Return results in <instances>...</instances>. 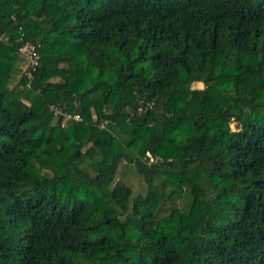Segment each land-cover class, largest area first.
Listing matches in <instances>:
<instances>
[{
	"label": "trees",
	"instance_id": "trees-1",
	"mask_svg": "<svg viewBox=\"0 0 264 264\" xmlns=\"http://www.w3.org/2000/svg\"><path fill=\"white\" fill-rule=\"evenodd\" d=\"M0 36V264H264V0H0Z\"/></svg>",
	"mask_w": 264,
	"mask_h": 264
},
{
	"label": "built area",
	"instance_id": "built-area-1",
	"mask_svg": "<svg viewBox=\"0 0 264 264\" xmlns=\"http://www.w3.org/2000/svg\"><path fill=\"white\" fill-rule=\"evenodd\" d=\"M6 39V37L0 36V42L4 41ZM38 47L39 44H37L36 46L33 44H25L24 47L21 48V53L24 56L25 59V66H24V74L28 80V82L31 81V79L33 78V74L36 70V68L39 66V62H40V53L38 51ZM152 103L151 102H147L146 104L140 105L138 107V110H145L148 108H151ZM53 112L55 114L59 113V110L56 109L55 107H51ZM63 115V119L64 120H75V121H80L81 120V116L78 113H70V112H62ZM106 121H103L100 123V127H103L105 125Z\"/></svg>",
	"mask_w": 264,
	"mask_h": 264
},
{
	"label": "rangeland",
	"instance_id": "rangeland-1",
	"mask_svg": "<svg viewBox=\"0 0 264 264\" xmlns=\"http://www.w3.org/2000/svg\"><path fill=\"white\" fill-rule=\"evenodd\" d=\"M21 67H20V69H21V71H23V69H24V66H25V59H24V57H23V54H22V57H21ZM18 77H19V75H15L13 78H12V81H10V83L8 84V86L9 87H13V86H15L16 85V82H17V80H18ZM192 87L194 88H201L202 87V84L201 83H193L192 84ZM91 118L92 119H94V113L91 111ZM231 127H232V129L234 128V124H231ZM131 169H129V170H127L126 171V176H125V181L128 183V184H130L131 185V187H132V189H133V191L135 192V193H138V192H140V193H143L144 192V190H145V183H144V181L142 180V178L141 177H138L135 173H133V172H131L130 171Z\"/></svg>",
	"mask_w": 264,
	"mask_h": 264
},
{
	"label": "crops",
	"instance_id": "crops-1",
	"mask_svg": "<svg viewBox=\"0 0 264 264\" xmlns=\"http://www.w3.org/2000/svg\"><path fill=\"white\" fill-rule=\"evenodd\" d=\"M196 83H198V82H196ZM200 83V82H199Z\"/></svg>",
	"mask_w": 264,
	"mask_h": 264
}]
</instances>
